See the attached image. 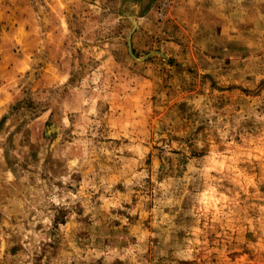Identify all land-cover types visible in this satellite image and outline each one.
Returning a JSON list of instances; mask_svg holds the SVG:
<instances>
[{
    "label": "rangeland",
    "instance_id": "1",
    "mask_svg": "<svg viewBox=\"0 0 264 264\" xmlns=\"http://www.w3.org/2000/svg\"><path fill=\"white\" fill-rule=\"evenodd\" d=\"M0 264H264V0H0Z\"/></svg>",
    "mask_w": 264,
    "mask_h": 264
}]
</instances>
